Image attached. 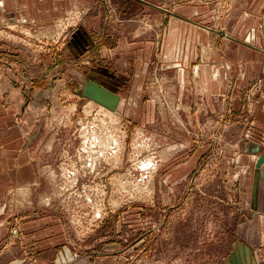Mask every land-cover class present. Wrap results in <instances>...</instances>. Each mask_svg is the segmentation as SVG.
<instances>
[{
    "label": "rangeland",
    "instance_id": "rangeland-1",
    "mask_svg": "<svg viewBox=\"0 0 264 264\" xmlns=\"http://www.w3.org/2000/svg\"><path fill=\"white\" fill-rule=\"evenodd\" d=\"M230 1L210 0L221 12ZM73 2L48 26L0 22V131L18 125L35 168L34 180L8 188L1 202L11 243L1 245L0 264L12 254L18 264L86 256L98 264H264V133L248 117L244 126L208 113L189 122L157 63L170 10L192 0ZM128 31L129 41L156 47L142 86L150 119L130 116L129 87L116 85L137 78L135 51L103 55ZM194 154L193 173L173 182L174 157ZM30 215L57 218L64 241L26 255L17 223Z\"/></svg>",
    "mask_w": 264,
    "mask_h": 264
},
{
    "label": "crops",
    "instance_id": "crops-1",
    "mask_svg": "<svg viewBox=\"0 0 264 264\" xmlns=\"http://www.w3.org/2000/svg\"><path fill=\"white\" fill-rule=\"evenodd\" d=\"M73 7V0H0V22L13 20L11 18L15 16L16 19L22 17L45 22V26H48ZM222 9L221 12L210 0H192L170 10L161 51L155 54L157 63L167 72L168 79L175 83L177 111L188 121H200L201 117L204 119V113H208L215 121L219 118L223 122L229 120L232 124L244 126L248 117L263 134L264 0H232L230 5ZM131 35L130 31L118 35L117 43L110 52L106 46L103 55L108 57V53L116 54L122 49L135 51L133 70L134 74H138L137 78L133 75L129 81L116 79V85L122 92L129 87L126 97L119 93L127 101L132 99L135 102L132 107L129 106L128 114L139 119H150L154 107L146 102L142 86H145L147 73L151 71L156 47L153 51L154 43L148 40L129 41ZM0 96L2 100L6 97L4 93ZM123 105L125 108V100H122V109ZM2 108L6 112L4 105ZM167 122H170L169 119ZM1 130L0 214L5 207L1 202L7 189L35 178L31 154L18 125L2 126ZM2 145L11 150L3 149ZM195 156L183 162L179 161V156L174 157L176 164L171 165L168 173L173 182L183 180L193 173L191 169L198 155ZM243 156L248 158V154ZM259 168L263 171L264 165ZM13 219L16 220L15 217ZM21 221L17 223L21 239L18 245L21 241L26 255L36 250L33 246L49 247L65 239L64 227L57 218L30 215L21 218ZM10 222L0 224V247L11 243L8 242ZM53 234L54 237L49 238ZM10 239H13L12 234ZM7 260L6 264H18V254H12ZM35 261L51 263V260L49 262L44 257L28 258V264H35ZM95 261L92 256H86L75 264H98V258ZM109 261L107 264H111Z\"/></svg>",
    "mask_w": 264,
    "mask_h": 264
},
{
    "label": "water",
    "instance_id": "water-1",
    "mask_svg": "<svg viewBox=\"0 0 264 264\" xmlns=\"http://www.w3.org/2000/svg\"><path fill=\"white\" fill-rule=\"evenodd\" d=\"M102 89H103V88H102ZM105 91H106V90H105ZM106 92H107V91H106ZM94 98H95L96 100H99L97 97H95V95H94ZM111 98H113V97H111ZM99 101H101L102 103H104V104H106V105L111 106L112 108H114L112 105H110L109 103H106L105 101H102V100H99ZM263 161H264V154L259 158V160H258V165H261Z\"/></svg>",
    "mask_w": 264,
    "mask_h": 264
},
{
    "label": "bare ground",
    "instance_id": "bare-ground-1",
    "mask_svg": "<svg viewBox=\"0 0 264 264\" xmlns=\"http://www.w3.org/2000/svg\"><path fill=\"white\" fill-rule=\"evenodd\" d=\"M94 122H95V121H94ZM95 124H96V123H95ZM91 125H92V124H91ZM95 126H96V125H95ZM95 126H94V127H95ZM94 127L91 126L90 128H94ZM98 128H99V127H97V129H98ZM94 129H95V128H94ZM96 131H97V130H95V132H96ZM99 131H100V130H99ZM101 132L103 133V131H100V134H101ZM90 133H91V132H90ZM93 133H94V132H93ZM91 134H92V133H91ZM95 134H96V133H95ZM97 134H99V133H97ZM100 134H99V136H101ZM99 136H98V137H99ZM101 137H102V136H101ZM109 138H110V137H109ZM100 139H102V138H100ZM106 141H107V142L109 141L108 138H105V139L103 140V142H98V143H101V145H102V143H103V145H105V144H106V143H105ZM139 181H140V180H139Z\"/></svg>",
    "mask_w": 264,
    "mask_h": 264
}]
</instances>
